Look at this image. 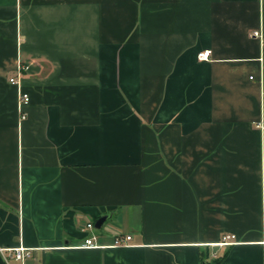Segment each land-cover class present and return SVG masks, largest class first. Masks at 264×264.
Segmentation results:
<instances>
[{
  "label": "crops",
  "instance_id": "obj_1",
  "mask_svg": "<svg viewBox=\"0 0 264 264\" xmlns=\"http://www.w3.org/2000/svg\"><path fill=\"white\" fill-rule=\"evenodd\" d=\"M262 121L264 0H0V264H264Z\"/></svg>",
  "mask_w": 264,
  "mask_h": 264
},
{
  "label": "built area",
  "instance_id": "obj_2",
  "mask_svg": "<svg viewBox=\"0 0 264 264\" xmlns=\"http://www.w3.org/2000/svg\"><path fill=\"white\" fill-rule=\"evenodd\" d=\"M253 36L255 37H259L261 38V33L260 31H254L253 32ZM211 54V51L210 50H206V51H203V52H200L198 54V58L200 60H207L209 59V56ZM25 67L23 65H19L18 67V71H22L24 70ZM10 82L12 84H15V85H18L20 86V81L17 78H11L10 79ZM20 89V88H19ZM19 101H18V108H19V111L21 113V118L24 119L26 118V113L24 112V107L29 103L30 101V97L27 93H24L23 91H21V89L19 90ZM259 127L261 128L262 131H264V122H260L259 123ZM88 228L90 229H94L95 226L92 222H89L87 225H86ZM234 236H226L224 237L225 241H227V239H230V238H233ZM131 240V236H117L115 241H114V244L115 245H124V244H127L129 241ZM226 243V242H224ZM83 247H86V248H94V247H99L100 245L97 243L96 241V236H92V237H89L87 239H85L84 243L82 244ZM8 252L9 254L7 255V257H14L15 259L17 260H24L25 258L29 257L30 256V250L23 247V246H19V247H16V248H10V249H6V248H2L0 246V253H6Z\"/></svg>",
  "mask_w": 264,
  "mask_h": 264
},
{
  "label": "water",
  "instance_id": "obj_3",
  "mask_svg": "<svg viewBox=\"0 0 264 264\" xmlns=\"http://www.w3.org/2000/svg\"><path fill=\"white\" fill-rule=\"evenodd\" d=\"M109 216L105 215V216H101L100 218H98L95 222V228L100 229L102 227V225L104 224V222L108 219Z\"/></svg>",
  "mask_w": 264,
  "mask_h": 264
}]
</instances>
